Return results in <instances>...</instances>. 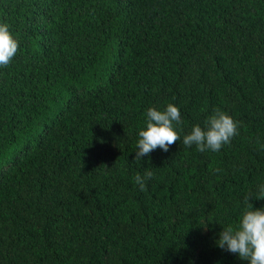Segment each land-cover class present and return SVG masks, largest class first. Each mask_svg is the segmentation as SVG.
<instances>
[{"label":"trees","instance_id":"16d2710c","mask_svg":"<svg viewBox=\"0 0 264 264\" xmlns=\"http://www.w3.org/2000/svg\"><path fill=\"white\" fill-rule=\"evenodd\" d=\"M0 24L18 43L0 67V264H247L216 241L264 185V0H0ZM168 104L181 140L135 162ZM217 109L230 143L184 146Z\"/></svg>","mask_w":264,"mask_h":264},{"label":"clouds","instance_id":"9594fccd","mask_svg":"<svg viewBox=\"0 0 264 264\" xmlns=\"http://www.w3.org/2000/svg\"><path fill=\"white\" fill-rule=\"evenodd\" d=\"M17 51L18 43L10 34L8 25L0 24V67H7ZM182 123L180 110L172 104H168L163 111L147 109L146 130L138 133L135 162H140L142 157L148 156L156 149L168 152L171 145L181 140L174 130V125L180 126ZM237 129V122L217 109L205 120L203 128L199 125L193 126L191 132L183 137L182 143L186 147L195 145L200 152H218L238 134ZM151 178L152 172L145 171L143 176L137 174L134 182L144 191L146 181ZM253 199L264 200V185H260L257 192H249L243 197L247 209L235 226L229 225L219 233L216 246L238 254L247 264H264V208L254 209L250 203Z\"/></svg>","mask_w":264,"mask_h":264}]
</instances>
